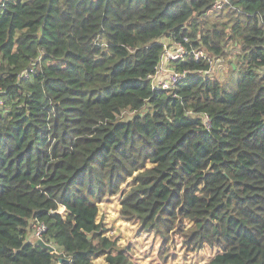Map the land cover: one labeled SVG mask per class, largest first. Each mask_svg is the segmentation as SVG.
Listing matches in <instances>:
<instances>
[{"label":"trees","instance_id":"trees-1","mask_svg":"<svg viewBox=\"0 0 264 264\" xmlns=\"http://www.w3.org/2000/svg\"><path fill=\"white\" fill-rule=\"evenodd\" d=\"M220 1L6 0L0 264H140L101 217L114 201L161 256L178 237L264 264V0ZM166 38L207 57L153 89ZM229 44L235 83L204 75ZM38 223L55 253L28 240Z\"/></svg>","mask_w":264,"mask_h":264},{"label":"rangeland","instance_id":"rangeland-1","mask_svg":"<svg viewBox=\"0 0 264 264\" xmlns=\"http://www.w3.org/2000/svg\"><path fill=\"white\" fill-rule=\"evenodd\" d=\"M164 41L167 44L170 43L167 39ZM232 47L233 45L229 44L226 56L213 58L212 62L216 66V74L214 76L216 79L235 83L238 78V68L236 67L237 58L235 52L231 50ZM203 51L206 53L205 50ZM119 209L117 201L111 202L108 205L102 206L101 217L105 222L108 221V225L112 229L109 235L114 239L118 237L121 246L131 244L135 251V257L140 261V264H208L210 259L217 254L218 247L211 246H206L204 249L197 251H188L181 244V239L177 237V241L174 240L169 245L166 254L161 256L159 254L162 249L161 239L152 234L138 232V227L134 225L128 226L123 223L117 218ZM115 214L116 216L114 217L113 215ZM34 231L35 229L32 228L28 235V240L31 242H36ZM54 247L57 249L56 246ZM104 263L105 261L102 258L96 261V264Z\"/></svg>","mask_w":264,"mask_h":264},{"label":"built area","instance_id":"built-area-1","mask_svg":"<svg viewBox=\"0 0 264 264\" xmlns=\"http://www.w3.org/2000/svg\"><path fill=\"white\" fill-rule=\"evenodd\" d=\"M226 0H221L219 2L218 8L222 7L223 2ZM6 8V0H0V10ZM167 39V38H166ZM169 40V39H167ZM170 41V40H169ZM164 43L165 51L162 56L161 62L157 67L156 73L151 78L152 88L153 89H163V90H172L176 85H178L183 79L187 77V73H179L176 69L173 68V63L186 61L190 55L199 62L200 60L206 58V53L203 50H196L192 46L187 47L178 42ZM235 52V55L238 54V48L233 46L231 48ZM209 74V76H215L216 66L211 64L209 71L204 72V75ZM192 115V114H191ZM205 123L207 128L210 127L209 118H205ZM46 225L43 223H38L35 227L34 237L35 239H41L43 233L46 232Z\"/></svg>","mask_w":264,"mask_h":264},{"label":"water","instance_id":"water-1","mask_svg":"<svg viewBox=\"0 0 264 264\" xmlns=\"http://www.w3.org/2000/svg\"><path fill=\"white\" fill-rule=\"evenodd\" d=\"M88 239H91V237H88ZM34 243L39 245L44 250H48L51 253H55V251H56V248L54 246H52L51 244L45 243L42 239H37L36 242H34Z\"/></svg>","mask_w":264,"mask_h":264}]
</instances>
